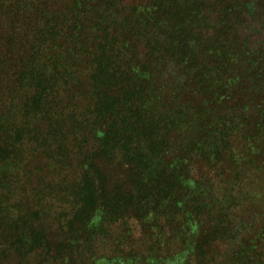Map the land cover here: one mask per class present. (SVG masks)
I'll use <instances>...</instances> for the list:
<instances>
[{
	"label": "trees",
	"instance_id": "16d2710c",
	"mask_svg": "<svg viewBox=\"0 0 264 264\" xmlns=\"http://www.w3.org/2000/svg\"><path fill=\"white\" fill-rule=\"evenodd\" d=\"M260 3L0 0V264L264 257V226L241 254L206 222L214 185L264 183V51L234 35Z\"/></svg>",
	"mask_w": 264,
	"mask_h": 264
},
{
	"label": "rangeland",
	"instance_id": "374dc122",
	"mask_svg": "<svg viewBox=\"0 0 264 264\" xmlns=\"http://www.w3.org/2000/svg\"><path fill=\"white\" fill-rule=\"evenodd\" d=\"M224 1H228V0H224ZM222 8L223 7H221V9ZM219 9L220 7L213 5L212 16L214 18L217 16L216 14L219 11ZM238 14H239L237 19L238 32L235 33L234 35L237 36L239 39H241V37L243 39H247L246 41L248 42L250 48L255 50L261 49L262 51H264V0H261L259 8L256 9L254 8L253 14H251L247 10H243V12H241L240 10ZM251 73L252 71H248L249 74L248 76H252ZM257 87L260 86L258 85ZM244 133H245L244 131L239 134L237 133L235 139L233 138V140L239 147L243 148L244 145H246L247 148H249L248 146L249 144L245 140ZM261 143L263 144V146L258 148L257 151L255 152L256 154L254 153L255 155L253 154L252 156H254L255 158L256 163L254 167H256V171H258L257 173L264 174V140ZM208 184H211V182ZM205 186L206 185H204V187ZM214 186L215 187H213V190L214 188H216V192H213L207 201L208 203L207 208L208 210L212 211L210 217L208 216V218L206 219L207 225L211 226L212 223H214L215 221L214 217L219 218L221 204L226 205L227 206L226 220L229 221L231 219L232 224L234 223L235 227L233 226L234 228L233 230H235L234 232L235 235L232 240L227 238L228 243L227 245H224V248H226V250L229 251L231 250L230 247L232 246L234 247V250L235 249L240 250L241 254L242 253L244 254V251L246 250V247L244 245L245 240L250 239L251 236H254L256 234L255 232L260 231L261 228L264 226V193H263L264 183L259 178H255V180L251 185H245L247 192L248 193L252 192L256 199L247 197L243 200H239L241 198L240 197L241 194L237 193L236 190L234 195L237 198H229V200L228 199L224 200L225 197H223L222 200H220L219 197L217 198V196L218 194L221 195L222 190L219 188L218 184ZM231 189H232L231 187H228V189L226 190V194H228ZM257 193L258 195L256 197ZM255 243L256 244L259 243V246H257V248L260 249V254H261V252L264 251V233L260 237L256 238ZM229 252L232 253V251ZM4 255H5V257H3L4 264H37V260L39 261V259L36 258L34 255L30 257L31 254L28 255L30 257L29 262L21 261L23 259L20 256L18 257L17 255H12V254L9 256L7 254ZM14 256L16 257V259ZM262 258L264 257H261L259 255V257L256 260L250 261L249 264H263ZM173 260H175V258L172 259L169 262V264H172L173 262H174L173 264H182L181 260L178 259H176L175 261ZM219 263L223 264L224 262H222V260L219 259ZM243 263L247 264V260H243ZM44 264H63V263L61 261L52 259L50 261L45 262Z\"/></svg>",
	"mask_w": 264,
	"mask_h": 264
}]
</instances>
